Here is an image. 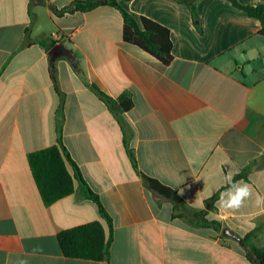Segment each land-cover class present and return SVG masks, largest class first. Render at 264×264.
Instances as JSON below:
<instances>
[{
	"label": "crops",
	"instance_id": "0c3cea01",
	"mask_svg": "<svg viewBox=\"0 0 264 264\" xmlns=\"http://www.w3.org/2000/svg\"><path fill=\"white\" fill-rule=\"evenodd\" d=\"M76 1L85 0H0V264H252L223 230L251 234L264 248V204L255 203L264 197L259 20L228 0H199L200 32L189 7L175 0L123 1L136 18L170 31L165 65L124 41L123 17L113 7L53 11ZM60 142L74 163L75 191L45 205L28 156ZM230 173L252 190L235 211L216 203ZM145 177L174 190L191 210L207 211L220 231L174 218L173 202ZM81 179L112 219L108 262L65 257L57 240L92 222L109 237Z\"/></svg>",
	"mask_w": 264,
	"mask_h": 264
},
{
	"label": "trees",
	"instance_id": "16d2710c",
	"mask_svg": "<svg viewBox=\"0 0 264 264\" xmlns=\"http://www.w3.org/2000/svg\"><path fill=\"white\" fill-rule=\"evenodd\" d=\"M131 0H85L76 1L72 5L61 11L53 10L56 14H65L71 12H89L97 7L106 5L117 9L124 21L123 39L141 48L145 52L154 56L163 64L168 65L172 60V40L170 31L161 24L146 18H136L127 9L122 2ZM178 3L189 7L193 21L197 29L202 32L200 17L198 13L199 0H175ZM235 8L244 11L250 18H255L261 23L260 34L264 36V4L245 5L238 0H228ZM96 95L107 105H113V100L107 96L98 87H93ZM123 100V109L131 107L130 101ZM123 129H126L124 121L120 118ZM133 164L136 166V160L131 150L128 151ZM29 165L45 205H51L57 200L71 195L75 191L76 176L69 171L68 164H73L71 157L60 142L59 145L51 146L46 149L34 152L28 156ZM76 168L77 175L80 177ZM242 177L237 175L233 181ZM146 184L155 192H158L165 198L173 202L174 211L178 213L173 217L185 219L188 223L196 227H211L217 232L220 231L221 225L216 221L207 219V211H193L171 188L163 185L159 181L145 177ZM82 188L87 198L92 200L99 208L101 217L105 220L110 234L107 238L104 226L100 222H92L77 226L58 234L57 240L61 252L65 257L73 259L91 260L96 262L109 261L110 246L113 240V223L112 219L105 210L99 196L95 194L88 185L81 179ZM229 187V185L227 186ZM225 187L223 190H226ZM219 194L215 196L217 199ZM213 199V200H214ZM248 234L242 245L247 252V258L252 264H264V248H258L250 241Z\"/></svg>",
	"mask_w": 264,
	"mask_h": 264
},
{
	"label": "clouds",
	"instance_id": "9594fccd",
	"mask_svg": "<svg viewBox=\"0 0 264 264\" xmlns=\"http://www.w3.org/2000/svg\"><path fill=\"white\" fill-rule=\"evenodd\" d=\"M229 187L221 193L220 199L216 202L217 206L225 211L239 210L244 206L245 201L252 195L250 186L244 181H233V174L230 173L226 178ZM255 203L257 206L264 204V197L257 195Z\"/></svg>",
	"mask_w": 264,
	"mask_h": 264
},
{
	"label": "water",
	"instance_id": "95a60500",
	"mask_svg": "<svg viewBox=\"0 0 264 264\" xmlns=\"http://www.w3.org/2000/svg\"><path fill=\"white\" fill-rule=\"evenodd\" d=\"M61 49V46H56L55 48H54V50L55 51H59ZM223 235L224 236H227V237H230V238H233L234 240H236L238 243H243V239L241 238V237H238V236H236V235H234V234H232L231 232H229V230L228 229H224L223 230Z\"/></svg>",
	"mask_w": 264,
	"mask_h": 264
},
{
	"label": "rangeland",
	"instance_id": "374dc122",
	"mask_svg": "<svg viewBox=\"0 0 264 264\" xmlns=\"http://www.w3.org/2000/svg\"><path fill=\"white\" fill-rule=\"evenodd\" d=\"M176 214L178 213V211L177 212H175Z\"/></svg>",
	"mask_w": 264,
	"mask_h": 264
}]
</instances>
